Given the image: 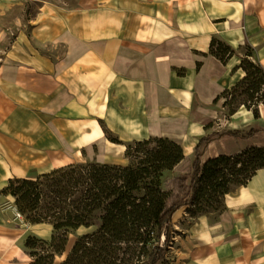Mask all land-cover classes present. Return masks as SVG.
I'll use <instances>...</instances> for the list:
<instances>
[{
  "label": "crops",
  "instance_id": "1",
  "mask_svg": "<svg viewBox=\"0 0 264 264\" xmlns=\"http://www.w3.org/2000/svg\"><path fill=\"white\" fill-rule=\"evenodd\" d=\"M28 3L38 5L30 18ZM214 37L250 44L264 66V0H0V191L10 179L82 163L87 149L124 154L151 136L192 157L224 110L223 92L245 76L239 56L225 65L210 53ZM260 116L264 128V105ZM258 177L264 168L250 180L264 191ZM4 197L0 264H16L29 229L45 224L19 222ZM228 197L220 235L193 226V263L231 264L229 237L254 234L226 216Z\"/></svg>",
  "mask_w": 264,
  "mask_h": 264
},
{
  "label": "trees",
  "instance_id": "2",
  "mask_svg": "<svg viewBox=\"0 0 264 264\" xmlns=\"http://www.w3.org/2000/svg\"><path fill=\"white\" fill-rule=\"evenodd\" d=\"M245 47L239 65L245 76L221 97L225 108L244 97L239 106L253 110L258 119L264 104V66L253 60V48ZM210 53L227 65L237 50L214 37ZM239 106L231 108L230 114ZM223 135L240 138L232 130ZM241 137L253 144L235 155L224 153L208 159L204 158L205 147L212 137H203L189 158L191 163L167 182V190L162 185L164 172L176 168L186 156L180 144L160 136L130 145L127 155L133 160L129 165L69 164L34 179H10L0 195L15 199L25 222L51 225L54 231L50 240L29 235L24 252L30 260L16 264H55L56 257L66 252L69 234L97 221L98 230L80 238L60 264H157L166 254L178 211L187 207L194 217L212 210L221 213L226 209L225 205L219 207L222 199L264 168V128L254 126ZM162 237L163 245L155 243Z\"/></svg>",
  "mask_w": 264,
  "mask_h": 264
},
{
  "label": "rangeland",
  "instance_id": "3",
  "mask_svg": "<svg viewBox=\"0 0 264 264\" xmlns=\"http://www.w3.org/2000/svg\"><path fill=\"white\" fill-rule=\"evenodd\" d=\"M37 10H38V5L36 3H28L25 8V15L27 14V16L30 18L36 14ZM247 45L251 46L250 44ZM233 48L236 49L235 47ZM252 48L255 54V48L254 47ZM236 50H237L236 55L232 57L233 61L235 60L234 58L235 56H239L243 60L245 58L244 54L247 51L246 47L244 48L243 46V48L240 47L237 48ZM241 54L243 55L240 56ZM253 60L257 61L254 59V57ZM234 86L227 88L226 90L232 89ZM240 91L241 89L239 88L238 92ZM231 92L234 91L231 90ZM242 98L244 97H239V99L236 101L237 105L232 106L231 108L234 107L237 108L240 105L239 103L243 100ZM249 103L250 105H252L250 101ZM231 108L224 107V110L220 114V118L215 120V122H213V124L211 125L210 131L207 133V136L212 137V141L205 147V155H204L205 159L211 158V156L215 157L217 155L224 153L228 155H235L240 150L247 149L250 145L253 144L251 140L245 139L241 136H244L252 127L259 126L257 124L259 118L258 119L255 118L253 110L247 109V107L244 105H242L241 107L239 106L238 110L241 109L242 112L238 114L231 115L230 114ZM230 130L240 133L239 136L240 138H235L230 135H223L225 131H230ZM216 132L222 135H220L219 137H215L214 134H216ZM108 135L109 138L113 137V134L111 133ZM106 144L109 143L106 142ZM134 144L135 142H132L129 144V146L130 145L132 146ZM132 160L133 159L127 155V151L124 154H119L118 152H115V150L110 148L97 147L95 149H87V151H85V160H83L82 163H75V164L96 163V164H111V165H129L132 162ZM190 163L191 162L189 157L186 156V159L176 168H174L171 171H165L162 177L163 189L167 190L168 188L167 182L172 178L178 176L180 173H182V170L186 169ZM259 178L260 181L262 180L260 183L262 184L264 182V177L263 178L258 177V179ZM254 184L256 188H259V183L255 182ZM254 184L251 186V183L249 181L246 185L240 186L234 189L229 194H227L229 197H228V208H227L228 213L226 214V216L231 215L232 220L246 223L247 226L248 225L256 226L254 234H253V230H251V233L249 230L247 232L236 231L229 237L230 239L229 244L231 248V256L229 259L231 264H234L235 261H241L244 262V264L247 263L250 264V262L253 264L254 263L264 264V246H263L264 233L262 230V224H264V191L256 190ZM253 189H255L256 191L253 192ZM250 190H252L251 193H253V195L247 194ZM245 195L252 197V200L249 201L248 203L247 202L241 203V198L244 197ZM4 200L8 203L15 201V199L11 196H7V198L4 197ZM224 205L227 207L226 198L225 199L223 198L222 203L220 204V206L219 205L218 206L223 207ZM221 213L220 211L212 210L207 214L194 217L192 213L189 212V209L187 207L178 211V213L174 215L172 220V236L168 243L166 254L162 259L158 261L157 264H199L198 262L193 263L191 257V252H192L191 247L193 246L191 242L192 239L191 232H195L193 231L194 229L193 226L195 227V225H197L198 229L208 227L207 231L205 230L206 232H204L203 236L206 237L209 230V234H211L210 236L216 237L220 235L221 232L223 231V229L221 228L219 229V227L221 226L220 225ZM11 217L13 218V216ZM14 218L21 223L24 224L27 223V222L25 223V219L23 217L16 218L15 216ZM236 218L239 219L236 220ZM99 226H100V222L97 221L95 225L91 227H81L77 230H73L69 234V240L66 247V252L64 253V255L62 256L58 255L56 257L55 264H60L66 258L68 253L72 250L73 246L80 238H82L85 235L96 232ZM29 230L31 231V235L38 236L39 238L44 240H50L52 235L54 234L53 227L51 225H37L31 227ZM194 234L198 236L196 232ZM157 241H160V244L162 245L165 243L164 237H162L160 240L158 239L155 240V243ZM218 243L219 241L216 240L215 242H213L212 245L217 246ZM19 258L20 259L18 260L21 263L30 260V258L25 254L24 248ZM245 259H247V263H245Z\"/></svg>",
  "mask_w": 264,
  "mask_h": 264
},
{
  "label": "built area",
  "instance_id": "4",
  "mask_svg": "<svg viewBox=\"0 0 264 264\" xmlns=\"http://www.w3.org/2000/svg\"><path fill=\"white\" fill-rule=\"evenodd\" d=\"M15 209H16V208H15ZM15 214H16V218H22L21 213H19V212L17 211V209L15 210Z\"/></svg>",
  "mask_w": 264,
  "mask_h": 264
},
{
  "label": "bare ground",
  "instance_id": "5",
  "mask_svg": "<svg viewBox=\"0 0 264 264\" xmlns=\"http://www.w3.org/2000/svg\"><path fill=\"white\" fill-rule=\"evenodd\" d=\"M15 208L17 209V207H16V206H15ZM17 211H18V210H17ZM177 213H178V212H177ZM177 213H176V214H177Z\"/></svg>",
  "mask_w": 264,
  "mask_h": 264
}]
</instances>
